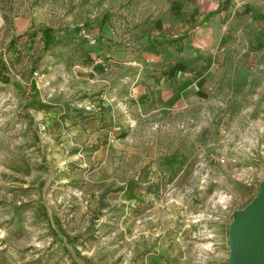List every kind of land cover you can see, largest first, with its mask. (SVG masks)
<instances>
[{
	"label": "rangeland",
	"instance_id": "rangeland-1",
	"mask_svg": "<svg viewBox=\"0 0 264 264\" xmlns=\"http://www.w3.org/2000/svg\"><path fill=\"white\" fill-rule=\"evenodd\" d=\"M113 2L0 0V264H226L264 177L263 58L204 116L162 126V160L194 146L147 178L151 129L129 126L130 70L104 55L129 42Z\"/></svg>",
	"mask_w": 264,
	"mask_h": 264
},
{
	"label": "crops",
	"instance_id": "crops-1",
	"mask_svg": "<svg viewBox=\"0 0 264 264\" xmlns=\"http://www.w3.org/2000/svg\"><path fill=\"white\" fill-rule=\"evenodd\" d=\"M113 1L130 31L129 42L104 55L130 70L124 80L131 81L124 96L131 104L128 123L148 122L151 134L141 162L153 179L176 165L180 150L194 146L185 135L162 160V129L175 126L177 116H204L210 104H220L231 88L245 84L250 69L262 67L264 0ZM92 47H85L91 55L99 51Z\"/></svg>",
	"mask_w": 264,
	"mask_h": 264
},
{
	"label": "water",
	"instance_id": "water-1",
	"mask_svg": "<svg viewBox=\"0 0 264 264\" xmlns=\"http://www.w3.org/2000/svg\"><path fill=\"white\" fill-rule=\"evenodd\" d=\"M226 264H264V177L252 199L232 213Z\"/></svg>",
	"mask_w": 264,
	"mask_h": 264
}]
</instances>
